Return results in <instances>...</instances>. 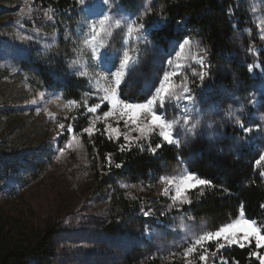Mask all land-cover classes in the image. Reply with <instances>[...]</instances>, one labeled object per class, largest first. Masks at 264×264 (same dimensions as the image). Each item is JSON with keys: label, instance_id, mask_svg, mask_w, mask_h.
Masks as SVG:
<instances>
[{"label": "rangeland", "instance_id": "1", "mask_svg": "<svg viewBox=\"0 0 264 264\" xmlns=\"http://www.w3.org/2000/svg\"><path fill=\"white\" fill-rule=\"evenodd\" d=\"M243 1V8L257 27L258 37L264 48V39H261L264 37V0ZM78 12L80 19L74 29L76 55L71 66L75 72L86 74L84 78L91 89L90 97L96 101L92 106L101 104L97 113H89L87 109L90 106L86 103L82 105L89 113L88 126L94 122L96 129L99 126L105 128V122L97 119V116H102L104 107L105 111L109 110L107 102H101L100 99L109 81L101 73L114 71L122 52L129 50L133 57L131 80L136 79L141 83L145 99L151 94L164 70H175L177 75L173 77V83L176 90L179 91L186 85L190 89L189 94L195 99L194 103L169 99L166 108L159 110L166 119L174 122V135L182 140L179 149L188 153L178 166L162 175L179 177L190 171L195 146L222 139L225 128L232 129V141L239 148L255 144L259 154L264 152L263 82L255 80L253 91L243 100L233 92H225L222 86L217 87L212 91H218L222 95L221 104H213L212 100H208L212 95L207 94V98L203 100L197 88L200 86L199 76L205 70L200 64L202 58L198 55L202 52V47L196 40L186 38L189 43L183 50L179 48V43H182L179 42L169 53L158 51L149 42L144 29L129 36V25L139 24L134 22L132 15L122 9L116 0H108V4H104L103 0H89L84 8L79 5ZM103 14L109 17L106 23L110 25V34H103V47H97V51L104 56L100 62L93 55L89 25L94 22L98 24ZM36 17L47 18L48 13L34 7L31 0H0V38L22 50L31 46L35 49L46 47L49 44L47 36L34 29L27 30L23 25ZM116 21H120L118 26ZM25 36L32 39L24 40ZM168 58L172 59V65L166 64ZM145 61L149 63L146 64ZM7 62L0 63V109L3 106L9 107L14 109V113L10 114V119L4 115L0 118V148L4 146L5 151L19 157L26 154L30 156L32 153L42 164H37L38 170L32 173L30 168V174L23 175V181L14 190L0 194V226L4 228V238L20 241L33 234L49 235L52 237L50 250L54 253L52 264L202 263L199 260L198 246L188 257H185L184 252L202 232L214 230H209L204 222L192 223L172 214L179 206H173L172 192L164 195L166 186L159 178L151 186L128 183L121 185L127 184L129 187L120 186L124 194L131 198L140 196L158 201L148 211L155 212L156 217L165 221L163 227L156 229L153 235L148 237L146 232L148 243L134 236L125 238L119 234L108 237L102 234L103 226L108 224L112 214L110 193L93 184L90 160L79 134L67 130L69 126L73 128V113L81 106L73 101L63 100L53 90L37 91L25 80L26 73L19 80L12 70L13 66ZM248 71L251 77L262 73L259 59L248 65ZM246 107L251 109L250 119L244 118ZM238 118L245 127L253 126L254 131L246 135L236 123ZM108 123L118 126L121 132L129 131L122 121L117 124L114 118H109ZM60 124H64L65 128L61 129ZM131 135L136 136L137 133L133 132ZM153 135L160 138L159 130L134 143L146 142ZM257 168L264 172V167ZM241 214L242 212L235 219ZM210 245L215 246V242L207 243L206 247ZM252 246L255 247L254 242ZM136 250H141V258L134 257ZM260 251L264 254V249Z\"/></svg>", "mask_w": 264, "mask_h": 264}, {"label": "trees", "instance_id": "2", "mask_svg": "<svg viewBox=\"0 0 264 264\" xmlns=\"http://www.w3.org/2000/svg\"><path fill=\"white\" fill-rule=\"evenodd\" d=\"M31 1L34 7L46 10L48 17H36L23 25L27 30L34 29L47 36L49 44L44 48L31 46L22 50L0 38V63L8 61L19 80L26 73L25 80L37 91L53 90L63 100L75 101L77 106H81L73 113L72 126L74 132L79 134L90 160L93 184L107 189L112 199V214L108 224L103 226L102 234L108 237L119 234L125 238L134 236L148 243L146 232L148 237L153 235L156 229L163 227L165 219L156 217L153 211L145 217L143 212L153 209L158 201L140 196L131 198L124 194L120 186L122 183L142 187L154 185L163 173L178 166L188 153L168 146L156 135L150 136L146 142L131 144L130 150L121 151L123 139L109 141L102 134L104 129L100 126L91 137L83 133L82 129L89 123V113L82 105L86 103L92 106L96 101L90 97L87 80L79 77L71 66L76 55L74 29L80 19L78 0ZM116 2L132 15L135 23L146 25L144 31H147V38L158 51L169 53L175 44L186 38L199 43L202 52L198 55L204 61L202 69L208 73L203 81L204 87L197 86L201 99L205 100L206 95L211 94L208 100L221 104L222 95L212 90L222 86L225 92H233L243 100L253 91L255 80L264 83V48L257 27L243 8V0ZM258 59L262 73L251 77L248 65ZM141 88V83L132 79L130 87H124V98L130 101L144 100L146 96ZM13 111L3 106L0 118L4 115L10 119ZM250 112L251 109L246 107L244 118L250 119ZM232 134V129L225 128L222 139L195 146L194 162L189 170L212 184L189 191L187 195L192 204L179 206L172 214L188 222H204L209 230H216L242 212L246 218L264 228V177L254 165L259 153L255 144L239 148L232 141ZM158 143L164 146L153 155L149 148ZM9 152L4 150V146L0 148V194L14 190L23 181V175L37 171V164H42L32 153L19 157ZM106 154H111V165L105 158ZM117 163L123 166L117 168ZM51 238L49 235L33 234L20 241L5 239L4 228L0 226V264H52L54 253L50 250ZM249 251L248 247L241 249L230 246L217 252L215 246L210 245L207 264H258L254 258L249 259ZM133 254L134 257H142L141 250Z\"/></svg>", "mask_w": 264, "mask_h": 264}, {"label": "snow or ice", "instance_id": "3", "mask_svg": "<svg viewBox=\"0 0 264 264\" xmlns=\"http://www.w3.org/2000/svg\"><path fill=\"white\" fill-rule=\"evenodd\" d=\"M80 8H84L89 0H78ZM104 4H108V0H103ZM103 18L98 20L97 23H91L90 27V43L93 45V55L98 61H102L104 56L102 52L97 51V47H103L102 39L103 34H110L109 28L110 25H107L109 17L106 14L102 15ZM177 23H181L177 21ZM117 26L120 24V21H116ZM146 28L144 23H140L138 26L129 25L128 34L131 36L133 33H140L143 29ZM24 40H31L32 37L25 36ZM264 39V37H261ZM189 41L184 39L182 43H179V48L184 49ZM179 56V53H176ZM133 57L130 55L129 50H124L122 55L119 57L118 67L114 71H108L101 73L104 76L105 80H108L109 83L104 89V95L100 98L101 102L106 101L110 106L109 110L103 111L102 116H97V119H103L105 122V128L103 135L107 136L109 141L115 139L120 141L121 137L123 138L124 143L120 145V150L124 151L125 149L130 150V145L134 142H138L139 139L155 130H159V136L163 142L168 146L175 145L177 149L181 146L182 140L174 135V122L166 119L164 115L160 113V109L166 108V102L169 99L176 101H183L185 103H194L195 99L190 95V89L184 85L179 91L176 90V87L173 83V77L177 75L175 70L168 71L164 70L162 75L159 77L155 87L152 89L151 94L141 102H134L124 98L123 92L124 87L129 88L131 85V68H132ZM173 61L171 58L166 60L167 65H172ZM200 64L203 66L204 61L201 59ZM249 71H252V68H249ZM207 72H201L200 86L204 87L203 81ZM86 74L84 72L79 73V77L83 78ZM75 102V101H73ZM101 108V104L97 103L94 106L88 107L87 111L89 113H97V110ZM109 118H114L119 122H123V125L129 131L121 132L120 128L114 127L111 123H108ZM187 121H185V124ZM236 123L241 127V130L247 135L254 131L253 126L245 127L244 124L237 119ZM61 129L65 128L64 124H60ZM69 132L74 131V129L69 126L67 129ZM98 129L95 127L93 122L88 127L82 129V132L91 137L94 132H97ZM137 133L136 136H132L131 133ZM164 144L158 143L155 147L149 148V151L153 155L156 154L159 148H162ZM108 160L109 165H111V154H106L105 157ZM264 162V152L259 154L258 159H255L254 165L258 167H264L262 165ZM123 165L117 163L115 167L121 168ZM261 176H264V172L260 173ZM159 181L163 183L166 187L164 189V195H168L172 192V201L173 206H182V205H191L192 200L189 198L187 193L193 189L199 187H207L212 184L211 181L205 178H200L197 175L193 174L191 171H186L185 174L177 176L162 175L159 177ZM130 185L124 184L121 187H129ZM174 189V192L172 191ZM264 207V205H262ZM149 211H144L143 215L145 217L149 216ZM215 242L216 251L224 249L225 247L238 246L241 249L248 247L249 259L254 258L258 261V264H264V254H261V249H264V228L259 226L255 221L250 218H244L243 213L239 218L235 219L232 222L224 223L214 231H204L198 235L195 240L192 242V246L188 247L184 255L188 257L196 249L197 246L200 249L199 260L202 264H207L208 261V248L206 247L207 243ZM254 242L255 248L252 249V244ZM213 256L216 255L215 252L212 253ZM238 264V262H236Z\"/></svg>", "mask_w": 264, "mask_h": 264}]
</instances>
